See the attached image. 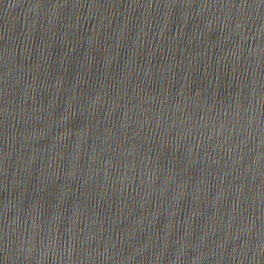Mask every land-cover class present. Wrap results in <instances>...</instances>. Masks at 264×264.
I'll list each match as a JSON object with an SVG mask.
<instances>
[{"label":"water","instance_id":"95a60500","mask_svg":"<svg viewBox=\"0 0 264 264\" xmlns=\"http://www.w3.org/2000/svg\"><path fill=\"white\" fill-rule=\"evenodd\" d=\"M0 264H264V0H0Z\"/></svg>","mask_w":264,"mask_h":264}]
</instances>
